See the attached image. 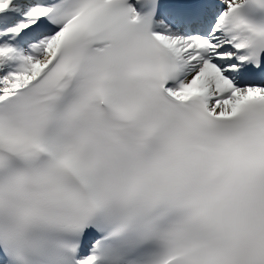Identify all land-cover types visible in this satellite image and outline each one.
Masks as SVG:
<instances>
[{
  "label": "snow or ice",
  "instance_id": "6c2138e0",
  "mask_svg": "<svg viewBox=\"0 0 264 264\" xmlns=\"http://www.w3.org/2000/svg\"><path fill=\"white\" fill-rule=\"evenodd\" d=\"M0 264H264V0H0Z\"/></svg>",
  "mask_w": 264,
  "mask_h": 264
}]
</instances>
